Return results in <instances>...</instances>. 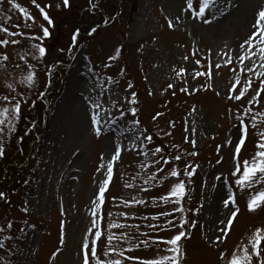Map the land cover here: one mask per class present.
<instances>
[{
	"label": "rangeland",
	"instance_id": "374dc122",
	"mask_svg": "<svg viewBox=\"0 0 264 264\" xmlns=\"http://www.w3.org/2000/svg\"><path fill=\"white\" fill-rule=\"evenodd\" d=\"M13 2L35 18L34 21L26 19L8 0H0V21H8L6 27L13 32L18 30L13 25H19V31L26 36L42 37V28L49 25L32 0ZM35 2L40 7L51 6L46 9L53 20L50 36L43 41L25 38L17 45L0 47V54L6 53L9 57L6 67L0 68V94H7V84L13 83L24 97L16 132L7 137L0 167L10 164L12 172H8L7 179L12 183L20 180L23 185L31 173L15 171L22 166L17 167L18 164L29 162V169L40 170L31 203L26 205L23 188L14 190L9 198L5 195L0 199V225L5 227L0 238L11 235L18 246L16 249L11 245L12 240L8 241L7 250L0 249V256L4 258L0 264H82V243L88 238L91 248L95 229L89 230L93 221L102 233L97 243L101 260L117 258L115 254L104 255L107 235L113 232L119 235L122 231L134 237L131 244L113 241L123 249L139 244L140 240L147 242L126 255L144 260L171 255L162 241L183 230L172 229L167 224L169 219L179 221L181 213L161 215L172 212L173 204L160 197L175 182V178L168 177V172L173 167L183 172L186 164L199 167L190 181L181 175L188 181L181 207L186 209L184 218L197 223L195 227L187 225V238L180 242L186 252L181 264H227L232 253L240 252L256 228L264 229V207L254 212L247 208L250 196L264 185L242 191L231 176L237 163L242 167L244 159L250 160L255 155L258 150L256 131L264 130V124L255 130L249 129L246 145L238 157L234 158V149L228 145L229 141H236L237 117L245 115V108H251L254 113L264 112V93L259 104L248 103L255 95L253 88L259 87V79L254 72L241 69L251 67L252 62L246 60L243 65L239 62V56L247 48L241 49L240 45L255 31L253 25L258 11L264 8V0H232L231 3L220 0L203 18L197 15L200 0H192L191 7L188 0H69L68 8L63 6V0ZM213 15L219 18L212 23L203 22ZM178 16L180 23L169 28L168 21L175 22ZM94 27L97 31L89 36ZM77 29V44L69 51ZM3 38L0 33V39ZM36 43H42L47 50L46 57L39 61L31 57L35 52L32 45ZM25 53L29 54L26 64L35 66L38 77L31 90L19 84L27 66L21 71L12 63L24 66L25 61H20L19 56ZM110 56L118 58L109 61ZM229 57L231 64H226ZM254 59L256 71L264 72V68L259 67V56ZM109 63L111 67L105 68ZM217 64L221 65L218 69ZM198 72L204 75L197 76ZM107 77L112 78L111 84L107 83ZM238 77V89L243 88L249 78L253 88L236 101L228 97L233 94L229 90ZM100 80L110 89L103 95L97 87ZM129 83L131 88H128ZM170 84L172 88L168 87ZM67 90L72 91L75 101L65 106L61 102ZM133 92L136 93L135 105L129 104ZM96 98L113 115L119 114L117 108L126 112L125 120L112 125L111 130L104 124L99 137L91 130L90 123L93 109L89 100ZM132 106L137 109L135 119L140 121L139 128L153 137L145 142V150L150 153L159 147L163 156L172 161L159 165L163 172H157V166L152 163L160 158L159 154L145 157L138 155V150H129L131 133L121 135L119 131L123 126H131L133 118L127 110ZM157 113L162 115L157 116ZM245 123H249L247 117ZM114 144L122 145L124 151L114 163V175L103 207L97 208L94 201L106 178V164L114 154ZM38 150L39 157L35 156ZM192 152L198 155H190ZM176 155L181 156L180 161L172 160ZM218 160L221 163L217 164ZM141 162L151 167L142 168ZM37 163L39 165L35 166ZM152 173H156L157 179H164L160 183L157 180L146 183ZM217 176L221 179L217 180ZM225 180L233 188L234 207L240 211L227 237L218 244H209L207 238L220 235L217 231L220 222L230 215L221 199L228 190L223 183ZM134 198L144 203H134ZM198 208L200 211L194 215L187 211ZM154 216L156 219H152ZM9 221L13 222L10 232ZM110 222L133 227L113 229L108 227ZM150 224L157 227L150 228ZM17 229L23 230L24 236L15 237L13 231ZM221 252L225 253L223 260ZM125 264H139V261Z\"/></svg>",
	"mask_w": 264,
	"mask_h": 264
},
{
	"label": "snow or ice",
	"instance_id": "6c2138e0",
	"mask_svg": "<svg viewBox=\"0 0 264 264\" xmlns=\"http://www.w3.org/2000/svg\"><path fill=\"white\" fill-rule=\"evenodd\" d=\"M9 4L19 10L26 19L34 21L35 18L30 17V15L26 14L24 12V9L17 3H14L13 0H8ZM91 2V0H90ZM220 0H200V7L198 9L197 15L201 18L205 17V14L210 10L214 9L216 5H218ZM232 0H229V3H231ZM32 3L35 7L39 9L41 12V15L45 21H47V24L49 27H43L42 28V37H36V36H26L24 32L19 31L20 26L19 25H13V27L17 28L18 30L13 32L9 30L8 27H6V24L8 21H0V33L4 35L3 39H0V47L7 48L9 45H17L21 43L22 39H29V40H41L48 38L50 36V26L53 24V20L49 17L47 14L46 9L50 8V5H44V7H40L39 4H36L35 0H32ZM189 7L192 6V0H188ZM63 6L65 8H68L70 6L69 0H63ZM220 15H224V12L221 10ZM216 15H213L211 19H203L204 23H212L213 20L218 19ZM106 23V22H105ZM180 23V17H176L175 22L172 20L168 21L169 28H173L176 24ZM26 27H30V25H25ZM255 28V31L252 32V34L241 43L240 48L245 49V46H247L246 50L241 53L239 56V62L241 65L244 64V62L251 61L252 66L242 68V71H246L249 73H255L256 77L259 79V87L253 88V82L251 78H249L245 82V86L243 88H237V85L240 83L239 77L237 78V81L235 84H232L230 87V93H233L229 95V99H233L236 101L241 100V98L245 95V93L248 91L249 88H253V91L255 92V95L252 96L251 100L248 101L249 104H259V99L261 97V94L264 93V79H260V77H264V72L256 71V65L257 61L254 59L257 55L259 56V67L264 68V8H261L258 11L257 19L255 21V24L253 25ZM97 31V28H92L88 35L91 36ZM79 36V29L76 30V32L72 36V45L69 48V51L73 49V47L77 44V37ZM19 37L20 39H18ZM32 47L35 49V52L31 54V57L33 60H41L46 57L47 50L42 45V43H36L33 44ZM61 51H64L61 49ZM119 51V50H117ZM38 53V54H37ZM29 54L25 53L24 55L19 56L20 61H25V65L22 66L21 64L13 61V66L17 69H20L23 71L24 67L27 66L28 70L24 74L23 79L19 81V84L24 86L26 89L31 90L35 87L38 77L36 74V69L34 65H27V56ZM117 56H110L108 58L109 61L116 60ZM187 59V57H185ZM9 62V57L6 53L0 54V68H5L6 64ZM197 64L200 63V61H196ZM226 64H231V58L225 62ZM105 68L111 67V64H105ZM217 69L221 67L220 64H217L215 66ZM92 69H89V72H91ZM181 72H184V69L180 70ZM197 76L204 75V73H196ZM112 78L107 77V83L111 84ZM97 87L100 88L101 95L104 94L106 91H110V89H107L104 87V81L100 80L97 83ZM132 85L129 83L128 88H131ZM169 88H172L173 85H169ZM182 91H187V89H182ZM239 92L238 95L234 94L235 92ZM39 95H43V93H39ZM219 95V93H217ZM132 99L129 100V104L135 105L136 103V93H131ZM88 99V98H86ZM24 103V97L23 94L17 92L16 87H14L13 83L7 84V94H0V158H2L6 151V140L7 137L11 134H14L16 132V124L17 120L19 119L21 113H22V106ZM89 105L93 109V113L91 115V130L94 132V134L99 137L102 135L104 128L103 125L107 124L109 125V129L111 130L112 125H116L120 123L121 121L125 120L126 112L122 110V108H117L118 115H113L112 111L107 108H103L101 103L99 102V99H90ZM113 107H116L115 104H113ZM245 115L238 116V124L236 125L238 136L236 138V141L233 143L232 141L228 142V145L230 148L234 149L235 157H238L241 152L242 148L246 145V139L249 135V129H257L258 125L264 124V112H253L251 108H245L244 109ZM127 114H130L133 118L131 120V126H123L119 129L121 132V135H123L125 132L131 133L130 138V149L136 151L138 150V155H144L147 157L149 154L152 157H156L158 154L160 156L159 159L153 160V164L157 166L156 171L157 172H163L164 169L160 168L159 165L163 163L164 165L169 164L172 162L171 160L165 158L162 154V149L159 147L154 148L153 150L147 151L145 150V142H150L153 137L151 135H148L146 132L141 130L139 128L140 121L135 119V116L137 115V109L132 106L128 108ZM162 115V113H157V116ZM246 117L249 119V123H245ZM156 117H153V120H155ZM139 133V135H137ZM27 135V132L25 133ZM256 135L258 137L256 148L258 149L255 152V155L249 160L244 159L242 163V167L239 163L236 164L235 170L231 173L232 178H234V184L236 187H238L240 190L245 189H251L254 190L256 185H264V130L256 131ZM193 145L195 142H192ZM220 146H218L219 149ZM122 151H124L122 145L120 144H114V154L111 156V159L106 164V178L103 180L102 184L100 185L97 195H96V201H94V204L97 208H102L103 204L105 202L106 198V191L109 190V185L112 182L113 175H114V163L118 161L121 157ZM192 156L198 155L196 152L190 153ZM174 161H180L181 156L176 155L172 158ZM221 163V160L217 161V164ZM142 168H150L151 165L141 162ZM199 166H193V165H185V168L183 169V172L178 167H173L168 172V177L175 178V182L171 185L170 190L162 197H160L161 200H163L166 203H172L173 209L172 212H166L161 213V215L165 216H172L173 213H181V218L179 221H173L169 219L167 221V224L172 229H183L178 230L175 235H173L171 238L163 240L162 243L167 245L166 251L168 253H171V255H164L162 257L153 258V259H140L138 257H133L130 255H126V252H131L135 248H139L140 245L146 244L147 242L145 240H140L139 244H136L132 247H129L128 249H123L118 246V243H113V241L120 242L125 241L131 244L134 237L130 235L127 232H120L119 235L116 233H109L107 235V247L105 250L104 255L105 256H111V254H115L117 258H109L106 261L101 260L98 256V250H97V243L98 240L101 238V231L97 228L95 221H93L92 229L89 231L91 232L93 229L94 231V238L91 239V248L88 242V238H85L84 242L82 243V264H125L126 261H139V264H181L182 258L186 256V252L181 248V240L182 238H187V225L191 224L192 227L196 226V221L185 219L183 216V213L186 211L185 208L181 207L182 201L186 198L187 195V182L191 180L192 177L196 175V170ZM99 171V169H98ZM181 175L183 177L188 178V181L181 178ZM164 177H161L160 179H157L156 173H152L148 180L149 182L151 180H157L158 183H160ZM217 180H220L221 177L217 176ZM223 183L227 186V192L224 197H222V203L225 209H227L230 213V215L225 216L224 220L220 222L221 226L218 228V232L220 235L207 238V242L209 244H218L219 242H222L223 239H225L233 226L234 220L237 218L239 213V208L234 207L236 204V197L235 193L233 191V188L231 184L225 180ZM126 187H132L131 184H126ZM143 191H147V189H142ZM5 193L3 191H0V199L5 198ZM115 199V198H113ZM134 203H144L142 200H136L133 199ZM129 202L126 201L125 204L127 205ZM202 207V206H201ZM264 207V187H262L260 190H255L254 194H252L247 201V208L250 212L256 211L258 208ZM26 212L27 209H24ZM190 213L193 215L198 213L200 209H187ZM95 209H93V215H95ZM152 219H156V217H152ZM13 222L9 221L7 223V229L10 232L12 229ZM109 228L113 229H130L133 226L127 225V224H117L115 222H110L108 224ZM138 227V226H137ZM150 228H155L157 226L155 225H149ZM63 228V225H62ZM5 232V227L3 225H0V233ZM13 237L11 235H4L3 238H0V249H6L7 250V242L12 240ZM264 241V229L256 228L254 233L252 234V237L247 241L246 244H244L240 252H233L231 255V258L227 260V264H264V248H261V243ZM63 243V241H61ZM155 243V241H154ZM250 246V247H249ZM89 249L90 253L89 254ZM56 256V253H53V257ZM225 257V253H220V258L223 260ZM4 258L0 256V260H3Z\"/></svg>",
	"mask_w": 264,
	"mask_h": 264
},
{
	"label": "trees",
	"instance_id": "16d2710c",
	"mask_svg": "<svg viewBox=\"0 0 264 264\" xmlns=\"http://www.w3.org/2000/svg\"><path fill=\"white\" fill-rule=\"evenodd\" d=\"M37 152L38 153L35 154V156L38 155V157H39L40 156L39 155L40 150H38ZM37 159L38 158L35 157V160H37ZM20 165H22L20 170L17 168L15 171L24 172V173H26V175L31 173V176L29 178L28 177L26 178L25 185H23L20 182V180L13 181V183H12L7 179L8 174H9L8 172H12V170L9 169V167H11L9 164L8 166L5 165L4 168L0 167V191H3L4 193H6V195H8V198H9V196L13 194L12 192L14 190H17L19 188H23L22 193L24 195V198L27 200V201L25 200L26 201L25 203L27 205L28 203H31V201H33V199H34V196H35L34 190L36 188V179L40 173V170L37 171L36 170L37 167L29 169V167L31 166V163H29V162H24V164H18L17 167H19ZM38 165H39V163L35 164V166H38ZM23 232H24L23 230L17 229V230L13 231V234L15 233V235H14L15 237L16 236L18 237L21 235L24 236ZM13 241H16V239L12 240L11 245L16 246L17 245L16 242H13ZM17 248H18V246H16V249Z\"/></svg>",
	"mask_w": 264,
	"mask_h": 264
},
{
	"label": "bare ground",
	"instance_id": "6f19581e",
	"mask_svg": "<svg viewBox=\"0 0 264 264\" xmlns=\"http://www.w3.org/2000/svg\"><path fill=\"white\" fill-rule=\"evenodd\" d=\"M71 90H67L65 92V95L63 97V100H62V105L64 104L65 106L68 105L70 103V105L75 101L74 97L71 95Z\"/></svg>",
	"mask_w": 264,
	"mask_h": 264
}]
</instances>
